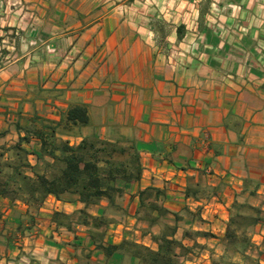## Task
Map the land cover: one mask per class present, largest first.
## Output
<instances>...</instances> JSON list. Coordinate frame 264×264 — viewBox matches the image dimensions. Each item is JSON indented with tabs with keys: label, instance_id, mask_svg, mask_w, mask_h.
I'll return each mask as SVG.
<instances>
[{
	"label": "crops",
	"instance_id": "0c3cea01",
	"mask_svg": "<svg viewBox=\"0 0 264 264\" xmlns=\"http://www.w3.org/2000/svg\"><path fill=\"white\" fill-rule=\"evenodd\" d=\"M146 2L0 0L3 159H12L16 146L38 151L35 137H20L82 104L90 125L81 132L133 139L142 165L118 210L106 199L85 206L48 196L28 205L0 196V264H82L85 254L99 264H136L126 254L105 257L90 242L88 226L71 218L79 209L93 216L104 212L123 230L104 243L133 238L155 247L149 234L142 235L147 223L138 214L139 192L150 186L164 192L157 202L169 211L163 220L177 217L179 238L189 215L201 220L217 213L203 228L219 242L226 241L234 201L264 211V67L254 63L255 51H264V0L256 3L261 11L254 5L246 16L250 1H229L233 17L224 24L242 26L218 34L203 11L191 13L190 0H170L162 11ZM235 41L243 55L229 52ZM27 159L35 165L33 153ZM250 229V240L263 244L264 222ZM202 257L200 264H212Z\"/></svg>",
	"mask_w": 264,
	"mask_h": 264
},
{
	"label": "trees",
	"instance_id": "16d2710c",
	"mask_svg": "<svg viewBox=\"0 0 264 264\" xmlns=\"http://www.w3.org/2000/svg\"><path fill=\"white\" fill-rule=\"evenodd\" d=\"M88 125L90 115L86 106L72 104L57 123H44L41 127L29 128L20 137L19 141H28L29 136L35 137L40 144L38 151L30 152L15 145V159H3V152L0 151V196L11 201L23 200L28 205L40 204L48 196L62 201L76 200L85 206L106 199L109 208L118 210V199L127 185L140 178L142 165L139 151L135 141L126 136L110 139L94 131L83 134L81 127ZM77 137H80L78 142L71 141ZM29 153L35 155V165L28 161ZM162 195V190L152 186L139 192V219L147 222L146 231H142V235L149 234L155 247L129 239H123L119 244L104 243V228L112 223V218L104 212L93 216L85 209H79L74 224L88 226L90 242L105 257L119 253L130 256L136 264H184L192 247L176 237L177 217L171 223L163 221L169 211L157 202ZM248 207L256 215L230 216L226 230L228 245L234 244L237 237L248 243L250 227L264 222L258 215V209L251 205ZM239 219L246 223L243 224ZM59 224H62L61 221ZM154 225L159 226L157 233L150 231ZM68 226L71 227V222ZM218 262L214 260L212 264H228ZM82 264L99 263L91 262L89 255L85 254Z\"/></svg>",
	"mask_w": 264,
	"mask_h": 264
},
{
	"label": "rangeland",
	"instance_id": "374dc122",
	"mask_svg": "<svg viewBox=\"0 0 264 264\" xmlns=\"http://www.w3.org/2000/svg\"><path fill=\"white\" fill-rule=\"evenodd\" d=\"M146 1H147L146 3L148 6H150V3H151V5H152V3H153V5L156 4V7L159 8L160 11H162V9H163L162 7H164L166 5V3H170V0H146ZM190 1H191L190 2L191 13L192 14L196 13L197 9H199V12L203 11V13L206 14V17H207V18H205V19H207L206 21L210 23V27H211L210 31L213 32V34H218L221 31V29L222 30L226 29L228 31V30H230L229 28H233V29H236L239 27L241 28L242 24H239L235 21H231V23H229V27H227L226 24H224V23L228 17H233V13L231 10L232 5L228 4V2L233 1L235 3V2L242 1V0H190ZM247 1H250V4H249L250 9H249V7H247V9H246L247 12L244 13V16H246V14H249L251 9L256 7V6L258 7V11H261V9H263V7L259 8V5H256V3L261 5L262 4L261 2L263 0H246V2ZM254 5H256V6H254ZM178 7H180L179 8L180 10H182L181 6H178ZM178 7H177V9H178ZM159 9H158V11H159ZM184 9L186 10V6ZM229 12H231L230 13L231 16L228 15ZM209 17L212 18L211 21L208 20ZM217 18H219V19H217ZM206 29H208V31H209V29H210L209 26H206ZM167 30H168V28H167ZM208 39H210L213 43L215 41L213 38H210V37ZM261 49H259L260 51H255L257 53V55H256V58H255V56H253V57L255 58L254 63L257 65V67L263 68L264 67L263 66L264 65V51ZM230 50L231 51H229V52H233L235 54H238V52H239L241 55H243L244 51H245L243 46L239 42H236V41L234 42L233 45H231ZM13 159H15V158H13ZM249 182L250 181H248V184L251 185V183H249ZM235 203H238V204L236 205ZM248 205H250V204L247 203L246 201L245 202L234 201V203L230 207L228 221H229L230 216L232 214H237V217H250L251 215H256L253 210H250ZM255 208L259 210L258 215L262 219H264V211L259 209V207H255ZM204 215L206 218H202L201 220H200L199 214H195L192 217L189 215V216H187L188 223L184 224L185 227L180 226V228L182 229V237L181 238H179L180 236L179 237L176 236V237L178 239H180L185 245L192 247L190 253L185 257L184 264H200L201 262L199 261V258H203L202 256H206V255L209 256V259L211 262L215 260L216 263L218 262V260L224 261L225 263L228 262V264H259V262H258L259 260L264 261V243L263 244L261 243L258 245V244H255L254 242H252L250 239H248V243H244L243 242L244 239L242 240V238H240V237H237L235 239V241H233L234 244H232V245H228L227 238H226V241L222 240L219 242H215L214 240H211V238L214 236V234H212L209 231L210 228H209V230H207V227L208 226L210 227V224L212 222H214L216 220V218H218L219 216L217 213L211 214L209 212H207ZM72 216H73V218H71V221L72 222L74 221V223H75V221L78 219L77 210L74 211ZM65 219L68 222H70L69 218H65ZM219 220H221V218H219ZM114 221H115V217H112V223H110L107 227L104 228V237L114 236V235H116V233H117V235H120L122 233L123 230H120V228H117L116 226L113 225ZM238 221L242 222L243 224L246 223V221L243 219H239ZM144 222H146V221H144ZM202 222H204V223H202ZM205 222L209 223V225L205 226V228H203L205 225ZM154 226H157V229L155 231L150 229V231L157 233L159 231V226L158 225H154ZM219 226H217L215 228L217 233L220 232ZM146 228L147 227H143L141 231H146ZM177 229H178V225H177ZM107 230L109 232H107ZM248 231L251 232L252 230L249 229ZM250 237H251V235L248 234V238H250ZM127 239L133 240V238L132 239L127 238ZM259 246L260 247L263 246V250H259ZM261 255H263V256L261 257Z\"/></svg>",
	"mask_w": 264,
	"mask_h": 264
}]
</instances>
